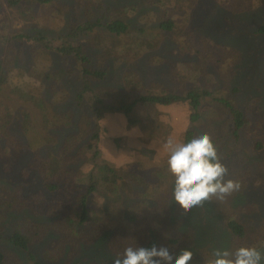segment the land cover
I'll return each mask as SVG.
<instances>
[{
	"label": "trees",
	"instance_id": "obj_1",
	"mask_svg": "<svg viewBox=\"0 0 264 264\" xmlns=\"http://www.w3.org/2000/svg\"><path fill=\"white\" fill-rule=\"evenodd\" d=\"M59 1L7 0L8 5L16 7L24 18L30 19V23L23 26L21 31L12 32L6 21L0 22V96L3 95L8 99L3 103L0 100V140L3 141V144H0V208L20 211L15 216L0 210V264H8L5 242L14 247L27 249L26 242L32 236L54 239L49 244V249L54 248L55 251L61 240L73 243L74 246L79 245L80 248L83 244H89L88 249L98 254L106 253L112 263L113 257L107 253L108 244L112 251L122 254L129 244L145 247L156 244L159 247L161 244L159 240L166 237L173 244L172 246L177 248V244L186 243V232L192 234V230L194 231V226H191L189 221L197 210L203 211L202 217L196 222L204 230L212 227L222 230V227L214 226V219L211 218L216 212L222 213L225 227L223 235H226L228 240L243 239L247 236L248 229L240 220L241 213L245 219L244 213L256 211V217L260 222L257 227L259 228L264 221V111L257 105L251 106L246 100L237 101L233 91L227 93L223 87L214 88L212 85L228 81L227 77H221L228 68L233 67L232 63L228 62L234 59L243 60L247 55L246 48L251 53V59H254L252 52L260 50H255L256 44L259 43L261 49H264V0H193V2L154 0L157 1L152 4L154 9L152 6H143L139 9L133 0H61L63 2L60 6L61 10H55L51 4L59 6ZM163 1L165 3L162 7ZM260 1L262 6H259ZM39 4H48L50 13ZM190 4L193 5V10L189 9ZM214 4L225 5L226 12L222 16H214L211 9ZM70 6L74 12L78 11L71 16V22L66 27L62 26L60 28L62 32L57 36H53L58 32L52 27L46 31L51 36L44 35L42 32H45L43 31L45 28L39 23L47 21L50 24L58 21V17L64 14L63 10ZM147 8L154 12L153 16L147 13L144 17L142 11ZM40 10H44V13H39ZM117 12H122V16L116 17ZM190 12L194 18L192 16L185 18L184 15ZM241 13H247V16L242 17L240 24H249L252 30L251 34L246 35L238 28H234L235 33H242L244 41L239 39L237 34H232L233 30L229 28L232 21L236 22L234 15ZM156 15L157 17H154ZM34 19L37 21L34 22ZM180 22L185 28L183 30L181 27L176 31ZM202 25L207 27V32L211 36H216L218 39L227 37L229 46H222L213 41L215 48L222 52L218 54L193 42L194 52L189 55L183 53L178 57L179 68H187L193 81L189 85L186 80L179 81L180 86L184 88L181 91L176 90L175 87L167 90L163 77L157 75L151 77V80L147 79L144 71L140 72L144 75L142 77L140 73L133 71L135 66L121 62L127 67L124 75L122 73L120 81L117 82L120 84L118 87L122 88V85L133 87L134 97L131 95V90L130 96L122 103L116 102L111 95L105 96L103 91V95L96 92L95 84L96 86L100 84L103 89L102 84H106L105 75L108 72L116 74L123 66L109 69L105 62L98 60V53L95 55L90 49L93 45L85 43L93 33L102 31L113 34L117 39L122 40V48L129 47L130 50L143 52V56H149L160 47L170 49L176 41L182 48L186 47L190 50L188 42L195 39L192 38L195 29H199ZM33 35L38 36H36L38 41L43 40L46 43V49L53 48V51L61 52L62 58L58 59L60 67L58 70L50 69L47 59L35 57L33 60L31 56L19 65L18 55L22 52L26 53L27 45ZM187 36L189 39L181 43L180 37L186 39ZM160 39L166 40L157 41ZM10 56L15 61H12L13 58ZM71 58L75 63H70ZM207 60L209 64H220L221 76L216 74L214 76L208 71ZM252 65H256L255 62ZM13 66L18 70L19 78L16 81L13 79ZM153 66L160 69L157 64ZM44 67L47 68L43 70ZM253 68L254 66L250 67L246 63L241 67L246 73L260 74L261 67H256L255 70ZM40 69L44 75L38 77L36 73ZM63 71L68 72L65 75H72V84L59 81L64 76L58 78L57 82L52 77L53 73L58 74ZM131 72L137 73L139 77L135 79V74ZM235 72L236 70L231 73L234 81L237 78ZM125 76L130 81L124 84ZM146 81L151 84L149 91L144 88ZM115 87L117 86L112 87L107 83L104 90L113 92L117 89ZM70 88L75 92L74 96L69 95ZM26 97H30L31 100L26 104L27 108L12 107L14 99L23 100ZM142 103L154 104L157 108L156 118L150 121L152 138L156 135L159 137L164 135L168 127L167 124L163 127L160 120L159 113L162 108L173 103L188 104L191 109L189 113L191 124L186 126L185 133L182 134L184 142L195 135L193 127L203 122L201 113H204V109L211 110L213 114L214 107H219L224 113V118L221 122H217L218 127L212 126L214 134L211 138L214 145L216 146L221 139L218 132H225L232 134L237 145L245 146V158L241 160V169L231 178L239 181L240 189L223 201L213 198L212 205L209 201H205L203 206L194 207L196 209H191L188 211L189 215H186L174 200L171 201L175 180L171 172L163 174L160 180L152 183L149 180L150 175L143 174L147 171L141 172V169L138 173L121 171L123 161L135 164L134 161L141 157L144 162L140 163L148 164L146 155L137 156L133 153L135 151L147 154L144 150L150 149L148 146L150 133L145 136L132 127L133 123L139 121L138 113H135L136 106ZM15 110L24 111L16 114ZM34 110L37 116L32 120L31 113ZM150 112L148 111V114ZM109 113L116 115L121 113L128 123L127 128L132 127V134H126L119 141H116V136L110 137L113 139L110 143H116L117 150L124 155L121 158L115 156L113 159L99 148L106 142L102 139L104 125L97 122L104 117V114ZM93 120L95 123L92 125ZM19 121L20 128L16 126ZM11 126H13L12 130H18L12 132ZM244 138H248L245 144ZM142 139L144 142L141 141ZM11 149H18V154L12 155ZM157 153L158 151L155 154ZM156 155L153 157H157ZM25 156L34 157L33 159L44 166L36 170L32 163L34 160L32 159L28 164L29 159ZM79 156L82 160L76 161ZM97 157L100 159L96 160ZM250 167L255 171L250 170ZM80 169L87 171L88 176L77 181L70 188L68 184L72 186V182L69 178H76L77 173L80 174ZM120 174L133 178L137 175L136 184L124 189L117 184L119 178L124 179ZM140 184L145 187L144 190L138 186ZM31 185L37 190H33ZM101 189L104 195L101 194ZM140 190H142L141 195H138ZM96 194L101 197L98 199L99 204L91 202V196ZM230 203L236 204V207ZM27 205L37 206L35 223L30 231H26V226L21 222V219L29 215L24 209ZM221 208L223 211L220 212ZM148 216L153 220L151 227L146 223ZM119 224L124 225L122 227ZM132 224L138 232L128 230L125 233L124 231ZM40 225L46 230L40 232L38 229ZM82 227H86V230H81ZM58 230H62L64 234L58 235ZM155 232L157 233L153 236ZM259 232L264 236L263 231ZM150 234L152 236H149ZM230 241L235 242L232 239ZM258 246L262 247V244ZM47 251L43 256L52 258ZM206 251L203 256L206 259L211 258V253L206 254ZM262 252L264 254L263 249ZM33 264L44 263L35 259ZM261 264H264V260Z\"/></svg>",
	"mask_w": 264,
	"mask_h": 264
},
{
	"label": "rangeland",
	"instance_id": "obj_2",
	"mask_svg": "<svg viewBox=\"0 0 264 264\" xmlns=\"http://www.w3.org/2000/svg\"><path fill=\"white\" fill-rule=\"evenodd\" d=\"M33 2H36V0H32ZM157 1L154 0H133V3L136 5L137 8L141 9L143 6H152L154 9V5H152L153 3H155ZM190 2H193V0H190ZM60 5L58 6L57 4H51L54 6L55 10H58L60 8V6L62 5V1H59ZM165 1L162 2V7L164 5ZM0 22L2 21H6L9 26L11 27L12 32H18L21 31V29H23V26L25 27L26 25H29L30 23V19L24 18V16H22L20 14V11L14 7V6H10L8 5L7 0H0ZM169 4V3H168ZM172 4V3H171ZM40 5V4H39ZM43 6L46 11L48 13H50V7H47L48 4L45 5H40ZM262 6V1H260V5ZM258 6V7H259ZM190 10H193V5L190 4L189 6ZM186 8V7H183ZM181 8V9H183ZM212 14L214 16H222L225 12H226V7L225 5L221 6L219 4H214L212 7ZM74 9L70 6V7H66L65 10H63L64 14L62 13L60 15L59 20L54 22V23H50L48 24L47 21H41L39 24H42L43 28H45L42 32L44 35H46L47 37L51 36L49 34L46 33V31H49L52 27L53 30H55L56 34H53V36H57V34L61 33L62 30L60 29L62 26L66 27L70 22H71V16L75 15L78 13L73 11ZM150 9H145L144 11H142V13L144 14V17L146 16L147 13L151 14V16L154 15V12H152ZM137 11V9H136ZM40 12L44 13V10H40ZM137 13V12H136ZM261 15V14H260ZM65 16V17H64ZM116 17H120L122 16V12H117ZM185 18H189V16H192V18H194L192 12L190 13H186ZM236 18V22L232 21V25L229 26V28L231 30H233L232 34H237L238 38L241 39L242 41H244L243 39V34L249 35L251 34L252 30L251 27L249 26V24H240L242 17L247 16V13H241V14H235L234 15ZM154 17H157L154 16ZM64 18V19H62ZM138 20V19H137ZM37 20L34 19V22H36ZM63 21V23H62ZM139 21V20H138ZM181 22L178 25V28H176V31H178L181 27H183V30L185 28L184 25H180ZM205 25V24H204ZM234 28H238L239 31H241L242 33H235L234 32ZM180 32L178 33V37H179ZM37 35H33L32 39H30L31 41H29L27 48H26V53L21 55H18V62L19 65L23 64L22 62L24 60H28V57L31 56L34 60L35 57L37 58H45L47 59V62L50 64V69H56L58 70L59 67V62L58 59L62 58L61 56V52H57V51H53V48L50 49H46L45 45L46 43L43 40L38 41L37 40ZM177 37V39H178ZM170 38V37H167ZM192 38H195L194 40H189L188 45L189 47H191L190 50L186 49V47H181L179 43H177V47L176 43L170 48V49H165L163 47L158 48L155 52H153L152 54H150L149 56H143V52H140L139 50H130L129 47H126V49L122 48L123 42L120 39H117L115 37V35L113 34H108V33H102V31H98L96 33H93V36L90 39H87L85 41L86 44H92L93 47L90 48L92 51H94L95 55L97 54V58L98 60L105 62L106 65L109 67V69H116L119 67H122L123 64H130L131 66H135V70L138 73H140L141 71H144L145 77L147 79H150L151 77H156L161 76L164 78V82H165V87L168 88L167 90H170L172 88H176V90L181 91L182 88L179 84V81H183L186 80L187 84H192V76L190 74V72L187 70V68L184 69H180L179 67V63L178 60H180L178 57L181 56L183 53L189 55L190 53L194 52V46H193V42H197L199 46H202L204 48L207 49H212L214 51H216L218 54H221L222 52L220 50H217L214 46L215 43H218L222 46H229V39L227 37H222V38H217L216 36H211L210 33L207 32V27L206 26H201L199 27V29H195V33L194 36ZM196 38H198L196 40ZM189 39V37L187 36L186 39H183L180 37V41L181 43H184V41H187ZM119 40V41H118ZM166 39H160L157 41H165ZM212 40V41H211ZM205 41H207V43H205ZM129 43L132 44V42L130 40H128ZM175 42V40H174ZM65 43V42H64ZM164 43V42H163ZM66 44V43H65ZM170 46V44H169ZM255 50L256 49H260L258 51L252 52L253 53V58L251 59V53L247 50V55H245L244 59H234L232 62H228V63H232L233 67L232 68H228V70L226 71V73L224 74V76L222 74V71L220 70V64L218 65H214V64H209L208 60L207 62V67H209L208 71L211 72L212 74L219 75L222 78L227 77L228 81L221 83H217L216 79L215 82L217 83V85H212V87H217V88H224L225 92L230 93L231 91H233V95L235 96L236 100H243L242 102H244V100H246L247 103H249L251 106L252 105H257L259 107V109H261L262 111H264V49H261L262 47L259 46V43L255 45ZM45 50H43V49ZM185 51H183L182 49ZM243 48V44L241 45L240 49L242 50ZM23 50V49H22ZM142 53V54H141ZM141 54V55H140ZM120 56V57H118ZM11 58H13L12 56H10ZM119 59H118V58ZM126 59L124 60L123 59ZM12 61H15V59L13 58ZM75 61L71 58L70 63H72ZM122 62V63H121ZM256 65H252V64ZM243 63H246L247 65H249L250 67L254 66V70L256 69V67H261L262 69H260V74H252L250 72H245L243 69H241ZM153 64H157L159 66V70L158 68L154 67ZM127 66H123L122 68H119L117 71V73H110L108 72L105 75L104 78V82L106 84H102V87L100 86V84H98L96 86L95 84V89L96 92L98 94H102L104 92V95H111L115 98V101H121L122 103H124V100L128 98L130 91L132 90L133 87H129L128 85H122V88H119L118 86H120V84H118L117 82L120 81L121 77H122V73L124 75V71L125 68ZM14 68V66H13ZM47 67H44L43 70H45ZM16 67L13 69L14 71V77L13 79L16 81L18 76V70L15 71ZM55 70V71H56ZM235 76L237 77L235 79V81L232 79V75L231 73L233 71H235ZM206 71L204 70V73ZM110 73V74H109ZM134 72H131V74ZM203 73V74H204ZM38 77H40V75H44V72L41 71V69L39 71H37ZM54 75H52V77L56 80H58V78L64 76V78L60 79L59 81H66V84H72L73 80H72V75H65L68 74V72L63 71V73H53ZM137 79L139 77V75L137 73H134ZM163 74V75H162ZM140 75L143 77L144 75H142L140 73ZM42 78V77H41ZM124 78V77H123ZM125 80L123 81V83L125 84V82H129L130 80L126 79V76L124 78ZM183 79V80H182ZM151 80V79H150ZM221 80V79H220ZM110 85L112 87L117 86L115 88H117L115 91H111V90H104V88L106 87V85ZM182 83V82H181ZM186 84V85H187ZM150 83L149 82H145L144 83V88L146 90H150ZM193 86V85H192ZM187 87V86H186ZM236 87L234 90L233 88ZM72 88H70V94H73V96L75 95V92L71 90ZM103 91V92H102ZM135 94V90L133 89L131 92V95L134 97ZM253 95V96H252ZM30 98V97H29ZM29 98H25L23 100L20 99H14V108L17 107H26L27 103H30L31 100ZM0 100L2 101V103L4 101H8V99L1 95L0 96ZM13 104V103H12ZM27 108V107H26ZM25 108V109H26ZM142 108V109H141ZM190 106L188 104H180V103H173V105L168 106V107H164L161 109V113H159L160 115V120L162 121V126L164 127L165 124L168 125V127L165 129V134L164 135H156L154 138L151 137V133H152V125H150V121L153 118H156L157 115V108L154 106V104H141V105H137L136 106V111L135 113H138V117H139V121L136 123H133L132 127H135V130H138V132L140 134H144L145 136H148V133H150L151 139H149V151H147L146 149L144 150L147 154L141 153V152H135L133 151V153L137 156L140 155H146L148 158V164L145 163H140V162H144V159H142L141 157H139L138 160H135V164L129 163L127 161H123L121 164V171L124 172H131V173H138L139 170L141 169V172H144V175H150L149 180L152 183L157 182L158 180H160V176H163V174L170 172L169 167H168V155H167V151L166 148L164 147L165 142L168 138H174L175 140H183V133H185L186 130V126H188L189 124H191V118L189 116L190 113ZM214 113L211 114V110L209 109H204V113H201V116L203 118V122L198 126H194L193 129L195 130V135H199L201 132H207L210 136H212L213 133V127L212 126H219V123L217 122H221V120L224 118V113L221 112V109L219 107H214ZM19 111H24V110H15V113H19ZM148 111H151L148 114ZM168 112V114L166 113ZM120 114V115H119ZM119 114H113V113H109V114H104V117L101 118L100 120L98 119V122H101L102 125H104V131H103V141L106 142L105 145L103 146H99L100 150L102 152L105 151V154L108 155L109 157L115 159V156H119V158L124 157V155H122V152L117 150L116 148V143L111 144L110 142L113 141V139H110L111 136H116L115 138L116 141H119V139L123 136H126V134H132V127H129V129L127 128V122L124 118V116L119 113ZM37 116V112L34 110L31 113V118L32 120ZM20 119L22 118V114L19 115ZM264 118V117H263ZM3 121L4 118H2ZM171 120V121H168ZM95 123V120H93L92 125ZM96 123V124H97ZM264 123V120H263ZM20 124L21 122L19 121V123L16 124V126L18 128H20ZM93 126H91L92 128ZM204 127V128H202ZM10 128V127H9ZM13 126H11V130H12ZM226 129H228L227 127H224ZM16 129V128H15ZM18 130V129H16ZM16 130H12L16 131ZM229 130V129H228ZM247 130V129H245ZM159 131V130H158ZM219 135H221V139L218 142V144L216 145L218 154L222 157V163L224 165L227 166L228 169V173L225 177V179H231L234 174L236 172H239L241 169V160L244 159L245 157V146H239L237 145L236 141L234 140L232 134L230 133H225V132H218ZM241 133H243V131H241ZM107 137V139H106ZM136 139H139L138 137H136ZM144 139H142L141 141H143ZM121 141V140H120ZM248 142V138H244L243 143H247ZM0 144H3V141L0 140ZM158 151L157 155L155 154ZM10 153L12 155L14 154H18V149H11ZM153 155H156L157 157H153ZM102 156V155H101ZM25 158L29 159V162L34 158V157H30V156H25ZM100 158L97 157L96 160H99ZM34 162L33 163V167L36 168V170H38L39 168L43 167L44 165L38 161H36L35 159H33ZM82 159L80 158V156L76 159V161H81ZM239 161V163H238ZM240 164V165H239ZM73 166H75L73 164ZM250 170H254V168H249ZM80 174L77 173V177L73 178L70 177V181L72 182V186L69 183L68 186L71 188L75 185V183H77V181H81L84 177L86 178L88 176V172L84 171L83 169L79 170ZM119 172V171H118ZM123 176L124 179L119 178L117 180V184L120 185L121 187L123 186L124 189H128L129 187L133 186L136 181V176L133 177H129L125 174H120ZM140 186L141 189H145V187L143 185H138ZM32 189L35 190L36 188L33 187L31 185ZM37 190V189H36ZM142 190H140L137 194L141 195ZM125 193V192H124ZM101 194L104 195L103 193V189H101ZM101 197L99 196V194L93 195L91 196V202L93 204H99L98 199H100ZM174 198L172 197L171 201H173ZM34 201V200H33ZM136 201V199H134V202ZM125 202V198L123 201V205ZM210 204L212 205V200L209 201ZM230 205H233L236 207V204L234 203H230ZM24 209L29 213V215L27 217H25L24 219H21V222L23 225L26 226L27 230L26 231H30L32 229L31 226H33V224L35 223V214L37 212V206L32 207V206H25ZM196 208H192V210H195ZM0 210L4 211L5 213L8 214H14L15 216H17L16 214H18L20 211H9L7 209H1ZM220 212L223 211V208H221L219 210ZM202 213L203 211H199L197 210L194 214V216L191 218V220L189 221V224L192 226H194V231L192 230V234H190L189 232H186V243H179L177 244V248L173 247L172 243L169 242L167 240V238H163L160 239L159 241L161 242L160 246H167L170 251L172 253H178L181 249L184 248H190L191 251L193 252V259L192 261L189 262V264H204V260L206 259L203 255H204V251H206V254L211 253L210 255L213 257V250L214 249H227L229 251H234L235 249H237L240 246H252V247H256L258 248L261 252L262 249L264 251V236H262L260 234L259 231H263L264 232V221L262 222V224L259 225L258 224L260 222H258V219L256 217V211L254 212H248V213H244L245 214V219L243 213H241V217L240 220L242 221V223H244V225L247 227L248 232H247V236L244 237L243 239H235V238H231L232 240H234L235 242L230 241L231 239L227 238L226 235H223V233L225 232L223 230L224 225L222 222L223 216L222 213H214V215L211 216L212 219H214V226L217 227H222V230L220 229H212L209 228L208 230H204L200 225H198V223L196 222L198 219H200L202 217ZM186 215H189L188 212L185 213ZM15 220V219H14ZM152 217L148 216V219L146 220V223L148 224V227H151L152 224ZM90 225L92 224V222L89 223ZM124 224H119V226L123 227ZM158 225V224H157ZM86 227H82L81 230H86ZM253 228V229H252ZM40 230V232H43L46 230V228L44 229V227L42 225L39 226L38 228ZM259 229V231H258ZM128 230H133L134 232H138L137 228L135 227L134 224H132L131 226H129L128 229H126L124 232L126 233ZM148 232V231H147ZM58 235L60 234L61 236L64 234L62 230H58L57 231ZM157 232L153 233V236L156 235ZM249 235V238H248ZM149 236H152L151 234ZM164 237V236H163ZM32 241V242H31ZM257 244V245H255ZM262 244V247L258 246ZM26 245H28L27 249L24 248H20V247H14L12 246L10 243L5 242L4 246L6 248L7 251H5V255H6V259L8 261V264H32L31 260L33 258V254L34 255H40L45 253V251H47V249H49V244H48V237H44V236H32L30 238H28ZM78 248H75L77 247ZM74 246L73 243L70 242H66L65 240H61V242L59 243L57 250H56V255L59 256V259L56 258L52 261H47L49 264H76V262L78 264H86L87 262H93V264H113L111 260H109L108 255H106V253H100L98 254L96 251L94 253V250L92 249H88L89 248V244H83L82 248L79 247V245ZM107 247V253H110L111 256L115 257L116 251H112V248H109V244L106 245ZM77 249H80L79 251L75 252ZM105 250V249H104ZM106 252V251H105ZM263 253V252H262ZM75 254V255H74ZM211 257V258H212ZM76 261V262H74Z\"/></svg>",
	"mask_w": 264,
	"mask_h": 264
},
{
	"label": "clouds",
	"instance_id": "obj_3",
	"mask_svg": "<svg viewBox=\"0 0 264 264\" xmlns=\"http://www.w3.org/2000/svg\"><path fill=\"white\" fill-rule=\"evenodd\" d=\"M164 147L168 155L169 170L175 177L173 198L184 212L196 206H203L205 201L213 198L223 201L240 189L239 181L225 179L227 166L222 163V157L207 132L194 135L187 142L170 137ZM53 240L48 239V244ZM47 253L52 258L33 254L32 264L35 259L49 264L47 261L59 258L54 248L49 249ZM192 259L193 252L190 248L181 249L174 254L167 246L158 247L152 244L145 247L129 244L122 254H115L113 264H189ZM262 260L264 254L258 248L240 246L234 251L214 249L213 257L205 259L204 264H261Z\"/></svg>",
	"mask_w": 264,
	"mask_h": 264
}]
</instances>
